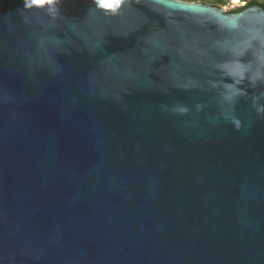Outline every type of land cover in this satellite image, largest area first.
I'll use <instances>...</instances> for the list:
<instances>
[{"label":"water","instance_id":"95a60500","mask_svg":"<svg viewBox=\"0 0 264 264\" xmlns=\"http://www.w3.org/2000/svg\"><path fill=\"white\" fill-rule=\"evenodd\" d=\"M0 264H264V7L0 0Z\"/></svg>","mask_w":264,"mask_h":264},{"label":"rangeland","instance_id":"374dc122","mask_svg":"<svg viewBox=\"0 0 264 264\" xmlns=\"http://www.w3.org/2000/svg\"><path fill=\"white\" fill-rule=\"evenodd\" d=\"M251 0H229L228 2L220 5L224 9L231 11L234 8L240 7V6H246ZM259 2H264V0H257ZM212 4V2H207Z\"/></svg>","mask_w":264,"mask_h":264},{"label":"trees","instance_id":"16d2710c","mask_svg":"<svg viewBox=\"0 0 264 264\" xmlns=\"http://www.w3.org/2000/svg\"><path fill=\"white\" fill-rule=\"evenodd\" d=\"M187 1H199V0H187ZM200 1H203V2H209L210 1V2H212L213 5L220 6V5L228 2L229 0H200ZM255 4H259V5H262L264 7V2H259L257 0H251L246 6L255 5ZM243 7H245V6H240V7L234 8L231 11L236 12Z\"/></svg>","mask_w":264,"mask_h":264}]
</instances>
